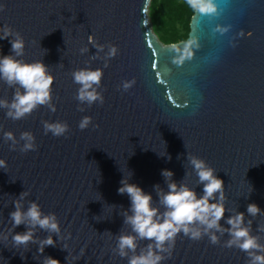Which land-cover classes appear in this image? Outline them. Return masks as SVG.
Masks as SVG:
<instances>
[{"label":"water","instance_id":"obj_1","mask_svg":"<svg viewBox=\"0 0 264 264\" xmlns=\"http://www.w3.org/2000/svg\"><path fill=\"white\" fill-rule=\"evenodd\" d=\"M210 2L213 12L194 11L185 41L164 45L148 17L151 0H0V35L5 27L13 32L0 39V55L15 56L18 32L25 48L16 58L43 61L54 76L50 104L20 119L8 115L19 86L0 79V101L8 105L0 107V264H43L48 256L59 264H128L150 241L137 239L135 252L119 254L118 237L136 235L125 223L131 201L118 194L121 179L164 211L160 195L171 182L203 193L191 155L224 181V231L215 233L217 244L178 234L161 264H249L247 253L225 246L226 221L243 213L264 245V0ZM185 49L190 55L178 63ZM82 68L103 71L94 86L103 103L76 99L81 85L72 73ZM85 116L91 123L81 130ZM46 122L66 123L68 131L54 136ZM22 133L34 137V150L21 152ZM165 169L174 175L165 178ZM17 201L24 211L35 201L55 213L59 237L37 226L36 242L16 245L13 235L27 230L10 219ZM253 203L257 215L247 211ZM49 235L56 244L40 253Z\"/></svg>","mask_w":264,"mask_h":264},{"label":"clouds","instance_id":"obj_2","mask_svg":"<svg viewBox=\"0 0 264 264\" xmlns=\"http://www.w3.org/2000/svg\"><path fill=\"white\" fill-rule=\"evenodd\" d=\"M187 2L193 10L208 13L215 10L210 0H187ZM11 35H13L12 30L5 27L0 39H7ZM15 36L16 38L11 41L15 56L0 55V79L9 85H18L19 89H22V91L18 89L15 93L10 105L12 111L8 113L13 119H20L38 106L50 104L54 76L49 73L48 66L43 61L27 62L16 58L23 55L25 42L18 32ZM115 52L116 48L112 47L111 54L114 55ZM187 55L190 53L185 49L177 62L179 63L183 56ZM102 76L101 69L82 68L74 71L73 81L81 85L76 99L81 102L87 101L89 105L97 100L103 103V96L97 91ZM130 86V83L125 84V88ZM6 106H8L7 102L0 101V107ZM90 123L91 117L85 116L80 121L79 127L83 130ZM45 130L50 131L54 136H61L68 131V125L62 122L51 124L46 122ZM4 136L7 140L14 139V134L11 132H6ZM21 138L27 141L21 152L35 149L34 137L30 133H22ZM165 154L160 153L159 155ZM168 159L170 160L171 156H168ZM189 162L198 177V184L203 185V193H198L195 188L189 187L186 183L171 182L168 184V191L160 195L159 204L163 206L164 211H161L159 206L153 205L150 193H145L140 186L130 183L127 178L121 179L118 194L127 193L131 201L132 214H125V223L132 226V231L136 235L118 237L119 254L122 257L126 256V249L135 252L138 247L137 239L150 241L146 246V251L130 257L128 264H161L163 260L171 256L175 239L180 233L194 241L208 236L212 244L219 242L215 233L224 231L219 223L226 211L224 181L204 159L191 155ZM3 167H5V161L0 160V168ZM161 174L165 178H171L174 175L167 169L162 170ZM26 195L27 193H21L20 199ZM15 208L16 210L10 213L14 227L25 224L27 228L25 232L13 235L12 239L16 245H27L29 241L36 242L34 229L37 226L59 237L61 228L55 213L45 214L35 201L29 204L27 211L22 209L19 201L15 203ZM247 211L252 215H257L262 210L253 203L248 205ZM226 223L230 225L227 231L231 239L226 242L225 246L237 247L247 253L250 257L249 264H264V255L252 251L254 249L264 251V245L259 244L258 238L251 236L250 229L244 226V214L237 213L235 216H230ZM55 244L53 236L49 235L39 241V252L43 253L46 246ZM165 252L168 254L167 257L162 255ZM43 264H59V261L48 256L45 257Z\"/></svg>","mask_w":264,"mask_h":264},{"label":"trees","instance_id":"obj_3","mask_svg":"<svg viewBox=\"0 0 264 264\" xmlns=\"http://www.w3.org/2000/svg\"><path fill=\"white\" fill-rule=\"evenodd\" d=\"M194 11L187 0H151L148 17L158 39L170 45L188 38Z\"/></svg>","mask_w":264,"mask_h":264}]
</instances>
